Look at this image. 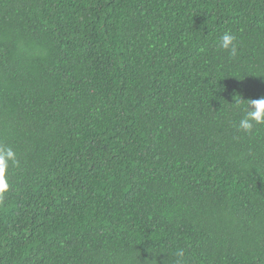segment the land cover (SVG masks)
Wrapping results in <instances>:
<instances>
[{"label":"trees","instance_id":"1","mask_svg":"<svg viewBox=\"0 0 264 264\" xmlns=\"http://www.w3.org/2000/svg\"><path fill=\"white\" fill-rule=\"evenodd\" d=\"M262 96L264 0H0V264H264Z\"/></svg>","mask_w":264,"mask_h":264},{"label":"clouds","instance_id":"2","mask_svg":"<svg viewBox=\"0 0 264 264\" xmlns=\"http://www.w3.org/2000/svg\"><path fill=\"white\" fill-rule=\"evenodd\" d=\"M236 37L231 32H225L219 38L218 47L228 51L230 56L237 54V46L235 44ZM247 106L242 110L243 116L239 121L238 128L246 133H250L254 125L264 124V96L259 99H248ZM239 108V102H237ZM18 164V159L15 151L10 147L0 146V193L6 191L9 187L6 179V173L10 166L15 167ZM176 256L182 258L183 250L176 252ZM180 264V261H177Z\"/></svg>","mask_w":264,"mask_h":264}]
</instances>
